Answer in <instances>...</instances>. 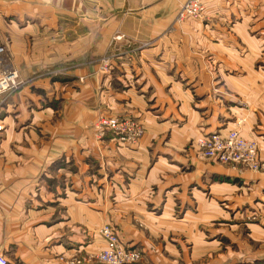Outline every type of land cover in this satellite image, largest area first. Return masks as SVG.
<instances>
[{
	"label": "crops",
	"instance_id": "1",
	"mask_svg": "<svg viewBox=\"0 0 264 264\" xmlns=\"http://www.w3.org/2000/svg\"><path fill=\"white\" fill-rule=\"evenodd\" d=\"M185 1L0 0L3 60L25 82L8 96L0 132L8 264L92 256L105 245L95 235L103 222L135 233L140 219L169 243L190 211L216 210L218 195L231 209L264 202V71L255 68L264 63V0H204L203 19L176 21ZM100 114L137 120L139 145L96 143L90 125ZM232 129L256 143L259 171L207 165L194 141L190 159L180 156L186 141ZM176 200L186 210L178 223ZM196 246L181 251L187 264L205 256ZM163 250L143 264H178L173 247Z\"/></svg>",
	"mask_w": 264,
	"mask_h": 264
},
{
	"label": "rangeland",
	"instance_id": "2",
	"mask_svg": "<svg viewBox=\"0 0 264 264\" xmlns=\"http://www.w3.org/2000/svg\"><path fill=\"white\" fill-rule=\"evenodd\" d=\"M204 6L205 1L203 0ZM218 6V3L216 4ZM246 52L242 53V56H246ZM262 55H264V51L261 52ZM248 57V55H247ZM105 60H102V63ZM107 67V65H105ZM255 68H259L261 71H264V63L263 61H258L255 65ZM103 69V66H101L100 70ZM105 71L108 72V70L105 68ZM25 85V82L20 86L18 90L11 93L10 95L17 93L20 89H22ZM8 95V96H10ZM8 96L0 97V132L4 130V125L2 119L7 116V110L6 105L7 102L10 100ZM101 115V114H100ZM108 115H114V114H108ZM116 116V115H114ZM118 117V116H116ZM97 116L95 117V119ZM121 119H127L130 122H132L136 128L140 131V134L130 142H122L119 139V136L116 134L106 132L105 136L102 138L97 137V133L93 127V123L95 119L91 122V130L93 132V138L96 140V143L98 142L100 145L101 143L107 139L111 138L113 141L118 143L119 145H122L127 148L131 147H137L139 145V141L142 139L144 135V128L142 125L135 119L127 118V117H120ZM197 139V138H196ZM196 139H190L185 142V145L183 149L180 151V156L184 159H190V157H187L188 155V149L191 148V144L193 141L195 142ZM207 165H213L212 163H209V161H203ZM189 164V163H188ZM184 172L189 171L186 170V168H181ZM241 170V169H240ZM208 178H211L207 175ZM240 179V178H239ZM239 185H241V180L238 182ZM100 188V185L97 187V189ZM189 197V196H188ZM225 195H218V200L214 199L215 202H211L214 207H216V210L211 209L208 207L205 210H192L190 211L191 215L186 216L185 219L189 220L190 222H184V224H180L182 226H177L174 230L176 233L173 237V240H170L169 243H166L168 241L164 238V243L160 241V238L158 236L160 235L157 233L154 229L156 227L151 226V230L148 224L145 222H142V220H136L135 223H132L131 228L133 227L132 231L135 233H130L128 231H125V228L120 225H109L105 224L106 222L100 223L99 227L96 229V236L100 237L102 240V236L99 233V230L103 226H108L112 229V231L115 233L118 242L120 245L124 248H129L131 250H134L136 254L138 255V260L134 264H143L144 262V256L146 252H150V254H163L164 247L166 244L169 245V249H172L176 251V253L179 255L175 259L176 263L178 264H187L185 259H188L186 255L182 256L181 251L184 249L187 251V253H191L192 250H194L195 247H197V243L199 241L202 242L204 245L203 249H206L205 256L202 252L196 253V257H200V259L197 260H191L189 264H264V215L262 214V208L264 205V202L262 201H255V207H250L248 204L244 203L243 206L241 205L240 208L237 209H231L230 205H226L224 201H221L223 198H225ZM187 198V197H186ZM189 198H192L191 196ZM213 199V197L209 194V191L207 192V201L210 202V200ZM193 201V199H191ZM175 209L173 210L172 215L170 216L171 219H173L176 223H178L181 219L184 217L185 209L182 210L179 208V202L178 200L175 201ZM193 215H197L198 217L192 218ZM192 218V222L190 218ZM200 218V219H199ZM103 224V225H102ZM134 224V225H133ZM189 225V227H188ZM188 227V228H187ZM166 229V228H164ZM173 231V232H174ZM190 231V238L185 237V233ZM173 232L164 230V235L166 237V234L169 233L173 235ZM152 233L154 235V238H149V234ZM123 234V235H122ZM168 235V236H169ZM118 236L124 241V236L127 238L134 237V244L126 242V245H123L120 240L118 239ZM195 236H200L199 241H194ZM172 236L170 235L169 238ZM104 241V240H103ZM105 246V245H104ZM101 249L99 252L93 254L92 256H74L71 258H78V259H85V264H101L99 263L97 259V255L102 251ZM161 250H163L161 252ZM0 255L4 256L3 253H0ZM164 255V254H163ZM5 257V256H4ZM6 258V257H5ZM173 260V258L171 259ZM185 261V262H184ZM64 263V262H63ZM65 264V263H64ZM84 264V263H83ZM147 264V263H146Z\"/></svg>",
	"mask_w": 264,
	"mask_h": 264
},
{
	"label": "built area",
	"instance_id": "3",
	"mask_svg": "<svg viewBox=\"0 0 264 264\" xmlns=\"http://www.w3.org/2000/svg\"><path fill=\"white\" fill-rule=\"evenodd\" d=\"M205 6L203 0H186L176 16V21L185 18L201 20L204 17ZM120 39V37H116ZM5 48L0 46V97H5L20 88L23 82L18 77L15 68L9 67L3 60ZM98 138L110 132L119 136L122 142L133 141L140 131L127 119L114 115H98L93 123ZM197 155L207 161H214L222 165L238 167L241 170L257 172L262 165L257 159V145L252 140L243 138L239 130L232 129L226 133L213 132L199 136L194 142ZM105 246L97 255L101 264H134L138 255L134 250L124 248L117 240L115 233L108 226L99 230ZM65 264H85V259H60ZM0 264H8L7 259L0 255Z\"/></svg>",
	"mask_w": 264,
	"mask_h": 264
}]
</instances>
